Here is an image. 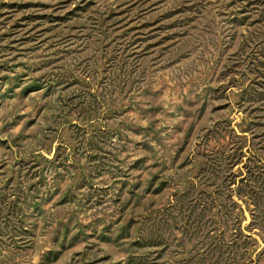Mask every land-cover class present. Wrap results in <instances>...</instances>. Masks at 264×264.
Returning a JSON list of instances; mask_svg holds the SVG:
<instances>
[{
  "label": "rangeland",
  "instance_id": "374dc122",
  "mask_svg": "<svg viewBox=\"0 0 264 264\" xmlns=\"http://www.w3.org/2000/svg\"><path fill=\"white\" fill-rule=\"evenodd\" d=\"M0 264H264V0H0Z\"/></svg>",
  "mask_w": 264,
  "mask_h": 264
}]
</instances>
